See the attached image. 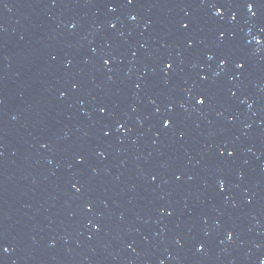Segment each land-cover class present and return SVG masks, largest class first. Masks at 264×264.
Listing matches in <instances>:
<instances>
[{
  "label": "water",
  "instance_id": "water-1",
  "mask_svg": "<svg viewBox=\"0 0 264 264\" xmlns=\"http://www.w3.org/2000/svg\"><path fill=\"white\" fill-rule=\"evenodd\" d=\"M0 264H264V0H0Z\"/></svg>",
  "mask_w": 264,
  "mask_h": 264
},
{
  "label": "snow or ice",
  "instance_id": "snow-or-ice-1",
  "mask_svg": "<svg viewBox=\"0 0 264 264\" xmlns=\"http://www.w3.org/2000/svg\"><path fill=\"white\" fill-rule=\"evenodd\" d=\"M128 3H132V0H128ZM252 7H253L252 4H248V8H249V10H251ZM217 11H219V9H217ZM105 63H107V61H105ZM168 67H171V65H168ZM237 67H242V65L238 64ZM197 102H198V103H203L202 100H198ZM102 111H103V110H102ZM166 124H167V122H166ZM3 250H4V251H7L6 248L3 249Z\"/></svg>",
  "mask_w": 264,
  "mask_h": 264
}]
</instances>
